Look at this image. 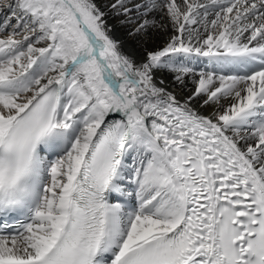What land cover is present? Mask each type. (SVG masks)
<instances>
[{"label":"snow or ice","instance_id":"6c2138e0","mask_svg":"<svg viewBox=\"0 0 264 264\" xmlns=\"http://www.w3.org/2000/svg\"><path fill=\"white\" fill-rule=\"evenodd\" d=\"M0 264H264V0H0Z\"/></svg>","mask_w":264,"mask_h":264},{"label":"bare ground","instance_id":"6f19581e","mask_svg":"<svg viewBox=\"0 0 264 264\" xmlns=\"http://www.w3.org/2000/svg\"><path fill=\"white\" fill-rule=\"evenodd\" d=\"M116 35L123 41H125V47L124 50L126 52H129V54H132L133 52H139L140 48L138 45L133 46V42L131 41V39L129 37H127L126 32L124 30H118L116 32ZM160 41L158 40V43ZM206 114V113H205Z\"/></svg>","mask_w":264,"mask_h":264}]
</instances>
